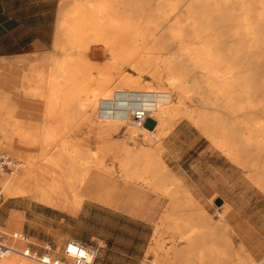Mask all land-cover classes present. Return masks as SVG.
Returning <instances> with one entry per match:
<instances>
[{"label":"bare ground","instance_id":"obj_1","mask_svg":"<svg viewBox=\"0 0 264 264\" xmlns=\"http://www.w3.org/2000/svg\"><path fill=\"white\" fill-rule=\"evenodd\" d=\"M43 54L47 55H33L40 58L36 65L2 58L0 150L5 144L15 155L24 157L14 163L11 172L0 171L2 195L30 196L69 212L82 204L79 191L88 189L83 180L76 179V173L91 174L95 189H105L113 171L101 162L91 170L89 155L83 157V147L80 149L68 134L77 121L96 129L99 138L126 129L123 139L104 141L110 158L118 164L116 176L122 184L111 189L119 192L124 207L127 196L150 189L168 194L173 208L194 206L189 189L184 187L186 182L181 178L169 180L174 175L163 165L153 167L157 160L152 163L151 153L140 148L143 142H138L140 136L155 143L158 159L167 151L175 156L167 144L183 121L230 158L245 160L249 168L259 169L251 153L254 149L258 155L264 153V79L257 81L251 61L256 58L264 63V0H71L60 10L52 50ZM125 67L133 73L126 72ZM143 76L152 82L143 84ZM16 77L22 79L16 82L17 90L27 88L31 92L30 84L38 82V93L8 94L7 85ZM254 91L260 99L258 104ZM257 107L263 108L258 110L262 114L256 113ZM138 110L144 112L141 119L136 118ZM25 111H37L41 123L26 127L22 120ZM147 118L155 121L153 129L144 125ZM51 147L55 148L52 156ZM92 190L87 193L91 200L119 203L94 195ZM201 213L205 228L197 231L192 227L184 233L186 245L172 250L176 264H229L228 249L238 233L221 219L211 223L203 210ZM186 221L190 224L192 219ZM9 222L17 225L19 218L10 217ZM160 227L155 225L156 235ZM9 237L28 239L18 231ZM10 245L13 250L0 257V264H48L54 260L48 253L38 256L26 246ZM238 245V259L232 264H258L260 259L256 262ZM198 247L209 256L204 257ZM151 251L156 253L157 246ZM158 263L154 259L152 264Z\"/></svg>","mask_w":264,"mask_h":264},{"label":"rangeland","instance_id":"obj_2","mask_svg":"<svg viewBox=\"0 0 264 264\" xmlns=\"http://www.w3.org/2000/svg\"><path fill=\"white\" fill-rule=\"evenodd\" d=\"M70 1L54 0L55 31L60 10L64 5L66 6L70 3ZM52 48L53 44L49 50H52ZM46 55L41 54L40 57ZM26 57L27 59L25 60L12 61L20 65L24 63L36 65L35 63L40 59L34 56ZM105 60H108V56ZM255 60L256 58L252 59L251 66L254 68L253 70L257 71V81L260 82L264 79V63H259ZM2 62L4 61L0 57V65ZM125 71L133 73L129 67H125ZM27 72L29 73L28 70ZM141 79L143 84L152 82L148 76H143ZM18 80L22 79L16 77V79H13L14 83L7 85L8 94L16 92L18 95L24 94L26 96L27 94L31 95V92L38 93L40 89L38 82L33 85L30 84L31 92L27 88L22 92L20 89H16L18 87L16 82ZM23 80L25 81L26 79ZM25 96L24 99L27 100L28 98ZM257 96L258 93L254 91V102L256 104L260 101L259 96ZM262 107L255 109L258 115H260L259 113L261 112L259 111H262ZM36 112L34 111L35 114L29 111L22 113V120L26 122V127L30 123L37 125L41 123V119ZM76 123L71 124L70 128L72 130L68 133L69 136L77 141L78 146H81L80 149L83 147L82 151L79 149L81 155L83 156L84 154L83 157H88L89 155L90 162L92 163L91 170H94L97 164L101 162L113 171L114 176L108 182L109 185L103 189L105 191L95 189V180H93L91 174L81 176L84 174L83 171L76 173V179L78 181L83 180L88 189L79 191L83 196L82 204L79 208L69 212L41 204L30 196H13L8 198L6 193L3 192V202L0 205V232L4 234L8 244L14 242L18 247L26 246L30 252L36 253L38 256L48 253L51 259H57L62 257V248L65 243L68 240L75 239L91 243L98 248L93 264H152L154 259H158V264H176L172 250L173 248H180L186 245L185 234L192 227L197 231L205 228L202 219L204 215L201 213L203 210L210 217L211 223H217L221 219V221L227 223L229 227L238 233V235L234 234L233 236L231 244L233 247L228 249L229 256L226 260L227 263H235L238 259L237 255H235V248L238 244L243 246L245 252L252 254L256 262L264 257V153L258 155L254 149L251 157L252 160H255L254 162L257 163L259 169L249 168V163L245 160L230 158L223 150L212 145L208 139L201 135L199 130L190 126L186 121L178 124L174 131L175 136L170 138L169 141L171 142L167 144V149L174 151L175 156L165 149L167 154L162 159H158L154 153V145L156 144L148 143L139 136L138 142H143L139 144L140 148L146 149L151 153L150 161L152 163L157 160L154 163L155 165L153 164V167L160 166L161 168L164 166L174 175H171L172 177L169 180L181 178L183 182H186L187 185H184V187L186 186L189 189L190 196L194 200V206L187 209L186 207L173 208L168 194H164L160 190L150 189L136 191L132 194L134 197L127 196L123 201V203H127V206L124 207L120 205L122 197H120L119 192L111 189L118 183L119 187L122 184L116 176L119 172V168H117L118 164L114 163L113 159H111V152H109L108 146L104 141L113 142L123 139L126 136V129L121 128L113 134L99 138L96 129L91 128L87 124H81L80 121ZM89 149L92 154L88 151ZM30 150L31 152L34 151V148H30ZM54 151L55 148L51 147L49 155H54ZM108 153L110 154L108 155ZM0 157L7 158L6 161H10L4 169L5 172H11L14 163L21 162L24 159V157L15 155L5 144L2 145L0 150ZM5 176L11 175L5 174ZM90 189H93L94 195H101L107 200L115 199L119 203L107 205L102 201L91 200L87 194ZM112 191H114V194ZM109 194L110 197L108 196ZM113 195L115 196L113 197ZM182 195L183 200L186 201L188 199L187 195L185 193ZM182 195L180 196L181 200ZM131 199H133V202L135 201L134 204ZM131 210L136 213H133ZM185 212L187 213L185 214ZM162 215L165 218L170 215L168 217L170 219H165ZM13 216L19 218L17 225L10 224L9 222V218ZM182 216H184L185 220ZM189 217L192 219L190 224L186 221V218ZM173 223H177L176 225H179V227L175 228ZM155 225L161 226V230H159L157 235L155 233ZM167 226L169 227L167 228ZM166 229H174L175 233ZM17 231L19 236L23 235L26 239L28 238V242L21 239L14 240L9 237L11 233ZM199 244L201 247V242ZM155 245L157 246L156 253L151 251L152 246ZM200 247H198V251L201 249ZM238 248L239 245L236 250ZM200 251H202L200 253H204L202 249ZM205 254H203L204 257L209 256Z\"/></svg>","mask_w":264,"mask_h":264},{"label":"crops","instance_id":"obj_3","mask_svg":"<svg viewBox=\"0 0 264 264\" xmlns=\"http://www.w3.org/2000/svg\"><path fill=\"white\" fill-rule=\"evenodd\" d=\"M54 33V0H0L1 58L43 54L54 43Z\"/></svg>","mask_w":264,"mask_h":264},{"label":"built area","instance_id":"obj_4","mask_svg":"<svg viewBox=\"0 0 264 264\" xmlns=\"http://www.w3.org/2000/svg\"><path fill=\"white\" fill-rule=\"evenodd\" d=\"M136 118L141 119L144 116V112L139 110L136 112ZM8 166L5 158H0V171L4 170ZM3 202V195L0 189V205ZM13 250L12 245L6 242L4 234L0 232V257ZM95 251V247L91 243L82 242L80 240L71 239L68 240L62 248V257L52 260L48 264H87V260L82 253L92 254ZM94 261V260H93ZM92 261V264H93ZM258 264H264V258L260 259Z\"/></svg>","mask_w":264,"mask_h":264},{"label":"clouds","instance_id":"obj_5","mask_svg":"<svg viewBox=\"0 0 264 264\" xmlns=\"http://www.w3.org/2000/svg\"><path fill=\"white\" fill-rule=\"evenodd\" d=\"M82 255L85 256L86 260H87V264H92V261L95 259L96 256V252L93 251L92 254H86V253H82Z\"/></svg>","mask_w":264,"mask_h":264},{"label":"water","instance_id":"obj_6","mask_svg":"<svg viewBox=\"0 0 264 264\" xmlns=\"http://www.w3.org/2000/svg\"><path fill=\"white\" fill-rule=\"evenodd\" d=\"M144 125L149 129H153L155 126V121L151 118H147Z\"/></svg>","mask_w":264,"mask_h":264}]
</instances>
